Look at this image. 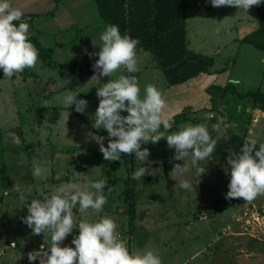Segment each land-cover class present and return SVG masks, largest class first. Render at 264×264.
<instances>
[{
    "label": "rangeland",
    "instance_id": "rangeland-1",
    "mask_svg": "<svg viewBox=\"0 0 264 264\" xmlns=\"http://www.w3.org/2000/svg\"><path fill=\"white\" fill-rule=\"evenodd\" d=\"M205 3L211 13V0H206ZM257 17L254 6L248 12L234 6H225V9L221 10L217 27L215 24L211 25L210 20L203 22L201 28L206 26L210 32L201 33L200 27L194 29L190 24L188 47L192 48L194 41H200L202 37L203 41L207 40L217 32L221 34V42L235 34L245 35L246 30L255 24ZM227 24L231 26L230 33L226 32ZM213 29L216 31L212 32ZM34 31L42 34V38L51 32L47 28H37ZM216 42L211 41V44ZM231 46L234 47L235 44L231 43ZM99 51L93 50L91 53ZM220 51L218 56H214L215 61L209 71L204 74L206 77L209 75V79H216L223 84L219 86L214 83L209 88L208 95L213 101L211 105L205 100L207 95L203 96L207 87L203 90L200 86H192V89L171 86L163 91L164 94L161 91L168 107L177 108L183 104L182 111L186 115L183 121L187 120L186 126L202 124L211 137L217 140L212 160L201 162V166L207 170L206 173L211 175L203 180L205 187L200 184L201 177L198 184L194 178L195 168L191 166V156L187 161L189 171L174 177L171 173L174 166H183L185 161L174 159L175 149L168 148L167 140L161 139L156 144H143L141 149L147 148L150 152L146 164L138 162L134 153L128 155L133 158L134 171L145 166L150 171L149 175L133 181L134 210L131 213L122 194L128 176L126 155L122 154L118 161L105 160L96 138L104 137L103 143L107 147L108 133L103 128L94 127V115L99 105L97 88L110 79H118L124 68L114 73L111 78L99 77V81L90 80L94 72L85 78L72 77L71 83L65 87L61 86L60 82L67 78H60L56 69L48 68L40 59L35 68H26L10 79H6L3 69H0V264H40L39 259L30 262L27 254L36 252L41 255L50 247V232L46 235H32V229L21 219L28 215L26 206L31 200L50 197L58 187L67 183L83 185L99 180L107 182L106 187L99 193L105 196L107 203L99 213L89 209L87 220L95 223L105 216L113 219L118 226L116 231L126 243L130 254L151 250L160 257L162 264H264V195L258 196L251 203H247L243 198L225 199L229 191L231 166H225L224 154L229 151L226 137L232 131L222 124L224 120L218 123L216 104L223 87L227 85L229 88L231 84H237L230 78L226 80L227 73L210 74L215 69L224 68L230 71L229 68H232V59L227 65L226 61H222L229 48L221 45ZM136 53L139 71L130 74L137 79L140 98L143 99L145 88L149 84L158 82L156 88L162 90L163 87L156 81L162 78V72L154 65L149 51L140 50ZM244 55L246 52L241 56V61H236L234 69L240 70V74L244 71L245 82L238 84V89H234L240 92L241 88L255 86L264 90L263 63L259 60L252 61ZM72 57V53L67 50H63L62 54L52 55L57 62L71 60ZM97 59L98 56L90 58L88 55L87 61L76 62L86 64ZM247 59L248 61H245ZM148 65L153 67V70H145ZM151 71L158 75L150 76ZM188 84L196 83L192 81ZM74 88L80 94L74 92ZM227 93L230 92L225 94ZM68 94L88 101L83 114L74 110L75 105L69 108L64 106L63 97ZM186 102L191 106H185ZM210 110L216 115L208 116ZM165 113L166 109L163 118ZM222 114L227 118L234 116L232 119L246 121L244 113L234 112L232 115L231 109ZM121 115L126 116V112L122 111ZM217 125L219 131L215 130ZM258 125L260 130L255 136L259 137L257 142L264 143V119L260 120ZM183 128L181 124L176 123L166 132L161 125L160 131L170 135ZM9 133L20 136L21 146L11 143ZM34 166H40L46 171L42 176L34 177ZM225 169L228 170L227 175ZM181 179L189 180L193 190L179 187ZM29 186L32 188L30 193L27 191ZM206 192L210 193L208 198L205 197ZM21 193L25 195L23 203L19 199ZM203 198L205 200H202ZM206 200H212L216 204L217 215L213 216L208 210L203 213L205 217L196 220L198 225L195 221H188ZM115 206L118 209L112 211ZM73 210L81 214L79 205ZM77 226V218H74V229L61 243V247H75L71 241L77 235V232H74ZM10 242H14V245H10ZM40 244L45 245V248L41 249Z\"/></svg>",
    "mask_w": 264,
    "mask_h": 264
},
{
    "label": "clouds",
    "instance_id": "clouds-1",
    "mask_svg": "<svg viewBox=\"0 0 264 264\" xmlns=\"http://www.w3.org/2000/svg\"><path fill=\"white\" fill-rule=\"evenodd\" d=\"M262 2L264 0H211L214 8L234 6L245 12ZM22 16L23 12L14 8L11 0H0V69H3L6 79L22 73L26 68H35L38 62V51L29 41V25L19 23L17 26L13 23L21 20ZM100 40V51L87 53L90 58L98 56L92 65L94 74L90 80L99 81L101 76L111 78L121 68L128 73L139 71L136 53L139 39L128 34L121 35L119 27L111 24L100 35ZM71 80V77L62 79L61 86L65 87ZM97 97L99 105L94 115V127L103 128L108 133L107 147L103 143L104 137L96 138L105 160L118 161L122 154L134 153L138 162L146 164L150 152L147 148L141 149L142 142L156 144L166 139L168 148L175 149L174 159L185 161L183 166H174L171 172L174 177L189 171V156L191 166L195 168L194 178L199 181L202 174H206L207 170L201 166V162L213 155L217 140L211 137L202 124L188 125L178 132L165 135L171 127L169 121L163 118L167 104L161 91L154 85L146 86L144 98L141 99L135 76L120 75L118 79H110L97 88ZM62 102L66 108L75 105L74 110L81 114L88 106L87 100L77 99V95L72 94L65 95ZM122 111L128 115L122 116ZM161 125L165 132L160 131ZM215 130L219 131L218 125ZM9 137L13 145L21 146L19 135L9 133ZM256 146L257 140L253 138L244 143L240 154L229 153L227 165L231 166L230 182L225 199L243 198L251 203L258 196L264 195V143L260 144L258 150ZM45 171L40 166H34L32 175L40 177ZM149 173L148 167H139L131 178L140 180ZM225 173L228 174L227 169ZM106 185L104 180L83 185L67 183L58 187L50 197L31 200L26 206L28 215L21 219L32 229V235H46L50 232L51 244L41 255L29 252L28 260L31 262L39 259L40 264H162L160 257L151 250L130 254L126 243L116 231L117 224L106 216L95 223L81 221L78 224L79 234L71 241L75 247H61V243L74 229L73 209L79 205V212L85 215L89 209L95 213L101 212L107 200L99 193ZM179 187L193 190L192 183L187 179H181ZM27 191L30 193L32 188L29 186ZM19 199L25 202V195L21 193Z\"/></svg>",
    "mask_w": 264,
    "mask_h": 264
},
{
    "label": "crops",
    "instance_id": "crops-1",
    "mask_svg": "<svg viewBox=\"0 0 264 264\" xmlns=\"http://www.w3.org/2000/svg\"><path fill=\"white\" fill-rule=\"evenodd\" d=\"M205 2L206 0H188L189 8H188L187 17H186V30H187L186 31L187 32L186 33V44L187 46L189 42L188 28L190 27V24L192 25V28L194 29H197L198 27H200L201 33H208L210 32V30L207 29L206 26L201 28L203 25V22L210 20L211 25L215 24V27H217L216 24H218L221 10L225 9V6H221L219 8H214L212 6L211 13H209L208 7ZM11 4L14 8H19L23 12L24 17L21 19L20 23H27L29 25V36L30 35L36 36L39 43L43 47H52L53 55L54 53L62 54L63 50H67L73 55V57L70 58L71 60L87 61L88 59L87 53H91L93 50H96V51L100 50V47L102 46L100 35L105 31L106 27L109 24L103 22L102 17L100 16V13L98 11L95 0H58L57 3L55 2V0H11ZM254 8L256 9L255 6ZM30 15H35V16L32 17ZM225 26H226L225 27L226 32L230 33L231 26L229 24ZM257 26H258V17H257V21L255 22V24H253V27L246 30L245 33L247 34L251 32L252 30L256 29ZM37 28L38 29L47 28L51 30L50 35L48 34L44 36V38H42V34L35 33L34 30ZM215 31L216 30L214 29L212 30V32H215ZM243 36L244 34H240V35L235 34V36L228 37L224 41L221 42L220 41L221 34L217 32L215 36H212L211 38L207 40L203 41L204 38L202 37L200 41H194L192 44V48H194V50H198L201 53L210 54L212 56H218L221 53L220 51L221 45L227 46L229 48V52L225 55L222 61H226L225 65H227L232 59V68L231 69L229 68L230 71H227V69H225L224 71L215 69L210 74L213 75V73H217V74L227 73L226 75L227 81L229 80V78L231 79V81H238V83H236L237 85L231 84L232 87H235L237 89L240 84L245 82V77L243 76H246V75L244 71L242 74H240L241 72L240 70H236V68L234 69L236 61H241L243 57L242 56L243 53L246 52V55L244 56H248L252 61L259 60L260 62L263 63V66H264V54H263L264 52L257 49L253 45H250L247 43H241L239 39L242 38ZM211 41L213 42L217 41V42L211 44ZM218 42H220V44ZM231 43L235 44V46L234 47L231 46ZM199 47L201 50H199ZM55 60L57 59L55 58ZM65 61H68V60H65ZM245 61H248V59ZM152 68L153 67H150L148 65V67H146L145 70L152 69ZM205 73L206 72L200 73L194 78H191L185 82L172 85V86H181L187 89H192L191 88L192 86L194 87L200 86L203 90H206V87H207V91L205 92V94H203V96L207 95L205 100L207 99V102H209V105H211L213 101H212V98H209V95H208L210 94L209 88L214 83L219 86H222L223 84H221V81L219 82L216 79H212V80L209 79L210 78L209 75L208 77H206V75H204ZM156 74L157 73L155 71H151L150 76L155 77ZM161 77H162L161 79L156 80V81H159L160 83L159 85L163 87L162 90L160 89V91L165 92V90L169 89L171 86L167 85V82L165 80L163 73ZM156 79H158V77H156ZM191 80L195 81L196 84H188L192 82ZM153 85L157 87L158 82H155ZM241 89L242 90L240 92H245L248 89H256V88L255 86H252L251 88H241ZM73 91L76 92L77 94H80V92L77 91L76 88H74ZM262 92L264 94V90H262ZM182 105L183 104H180V106H177V108L175 106H171V107L167 106L166 113H165L166 116L164 119H167L170 123V121L172 120L171 118H173L175 114L181 112L184 109V106ZM184 105L191 106V104L187 102ZM216 105H217L216 111H217V114H219L218 123L224 120L222 124L226 128H229L234 133L242 135L245 138V140H250L251 138H254L257 141L259 140V137H256L255 135H258V131L260 130L258 123L260 122V120L264 119V112L253 104L252 98L250 97L238 98L234 93H227L224 95V93L221 91ZM230 109L232 110V115H234V112L244 113L246 115V121L243 122V121H239L236 119H232V117L234 116H231V117L229 116L227 118L225 115L222 114V113L225 114L226 111L229 112ZM215 115L216 114L214 113L213 110H210L208 112V116H215ZM186 122L187 120L183 122H179L178 124H181L182 127H185L187 125ZM230 125L232 127H229ZM234 129H236V131H234ZM227 137H226V140H227ZM257 144H261V143L257 142ZM210 160H212V156H210L207 159V161H210ZM209 175H210L209 173H206L207 177L206 176L204 177V175L202 174L200 178L202 179L200 181V184L202 186H204L202 183L203 180L208 179L211 176ZM196 182L197 184L199 183L198 180H196ZM206 188H208V185H206ZM209 195L210 193L206 192L205 197L208 198ZM202 200H205V199L203 198ZM117 209L118 207L115 206L112 211L117 210ZM217 209L218 207L216 206V204L213 203L212 200H206L201 205V208L197 210V212H193V216L190 219H188V221H191L193 223L196 222L195 224L198 225L197 221L205 217L203 216L204 212L206 213L209 210L210 211L209 213H211L213 216H216L217 215L216 212H218ZM73 212H74V218H77V225L81 221L88 222L87 220V218H89L88 213L85 215V214H79L75 210H73ZM197 216H199V218H197ZM76 228L77 229L74 232H77V235H78L79 228L78 226Z\"/></svg>",
    "mask_w": 264,
    "mask_h": 264
},
{
    "label": "trees",
    "instance_id": "trees-1",
    "mask_svg": "<svg viewBox=\"0 0 264 264\" xmlns=\"http://www.w3.org/2000/svg\"><path fill=\"white\" fill-rule=\"evenodd\" d=\"M58 0H55L57 3ZM103 22L119 27L121 35L128 34L139 39L136 52L146 50L163 73L168 86L176 85L209 71L213 65L214 56L201 53L189 48L186 44V17L188 0H95ZM258 16L256 29L239 39L241 43L253 45L264 52V2L255 6ZM35 16V15H30ZM24 16H22L23 18ZM21 18V19H22ZM21 20L14 21L17 26ZM29 41L38 51V59L50 69H56L60 78H85L93 74V63H78L74 60L57 62L52 47H43L36 36L30 35ZM123 70L122 75L131 76ZM224 71V68L220 69ZM222 92L234 93L238 98L250 97L253 104L264 112V94L260 88L238 92L230 85L222 88ZM127 103V102H126ZM128 113L126 112V116ZM185 113L179 112L173 116L172 124H178L185 118ZM248 141L242 135L230 132L227 137L229 151L224 154V164L230 152L240 154V149ZM143 145V143H142ZM141 145V146H142ZM260 144H257L256 150ZM143 147V146H142ZM254 155V153H253ZM128 176L122 192L123 200L127 203L130 213L133 208L134 190L132 174L134 172L133 158L125 156Z\"/></svg>",
    "mask_w": 264,
    "mask_h": 264
},
{
    "label": "built area",
    "instance_id": "built-area-1",
    "mask_svg": "<svg viewBox=\"0 0 264 264\" xmlns=\"http://www.w3.org/2000/svg\"><path fill=\"white\" fill-rule=\"evenodd\" d=\"M10 245H14V242H10ZM44 246H45V245H43V244H40V245H39V247H40L41 249H42V248H45Z\"/></svg>",
    "mask_w": 264,
    "mask_h": 264
}]
</instances>
